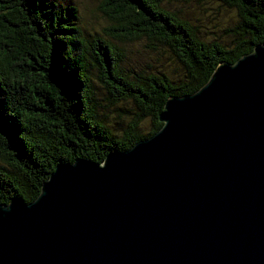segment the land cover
I'll list each match as a JSON object with an SVG mask.
<instances>
[{"label": "water", "instance_id": "obj_1", "mask_svg": "<svg viewBox=\"0 0 264 264\" xmlns=\"http://www.w3.org/2000/svg\"><path fill=\"white\" fill-rule=\"evenodd\" d=\"M152 136L0 204V264H264V44L168 98Z\"/></svg>", "mask_w": 264, "mask_h": 264}, {"label": "trees", "instance_id": "obj_2", "mask_svg": "<svg viewBox=\"0 0 264 264\" xmlns=\"http://www.w3.org/2000/svg\"><path fill=\"white\" fill-rule=\"evenodd\" d=\"M217 1L239 11L219 38L207 34L223 20L218 13L191 20L162 0H102L99 9L112 22L108 37L86 34L72 0H0V204L34 201L61 162L101 163L152 136L170 96L199 90L221 62L235 63L264 44V0ZM134 40L171 58L183 75L155 65L128 68L120 43ZM96 77L109 106L137 107L120 134L95 109Z\"/></svg>", "mask_w": 264, "mask_h": 264}, {"label": "rangeland", "instance_id": "obj_3", "mask_svg": "<svg viewBox=\"0 0 264 264\" xmlns=\"http://www.w3.org/2000/svg\"><path fill=\"white\" fill-rule=\"evenodd\" d=\"M61 3L69 2L70 0H58ZM73 3L78 5L80 10V25L86 32V34H94L98 32L100 35L108 37L104 29L111 25L112 22L103 14L99 9V5L102 0H72ZM163 3L172 10L181 12L191 20H196L204 13L216 12L223 19H219L214 22L212 31L207 33L209 36L219 38L217 35H226V28L231 26L234 20L238 18L239 11L237 8L232 7L231 9L226 8L222 3L217 0H162ZM202 12V14H200ZM217 14V16H218ZM218 16V17H219ZM210 26V24H209ZM104 38V37H103ZM120 46L126 54V66L128 68H149L150 65H155L153 70L166 69L169 70L170 75L174 78L183 75L184 69L171 60L167 56H163L150 49L148 43L144 40H134L128 42H121ZM98 70L97 67L93 68ZM95 81L99 85L95 89V109L101 114L105 122L111 126L115 133H122L127 128L130 121L137 112V107L132 101L123 102L120 108L126 110L122 112L116 110L115 107L109 106L111 102L108 97V92L105 90V85L96 77ZM144 127H149V120L144 123Z\"/></svg>", "mask_w": 264, "mask_h": 264}]
</instances>
